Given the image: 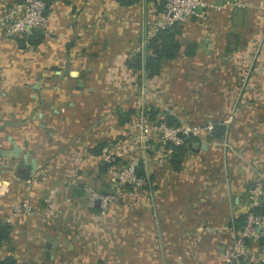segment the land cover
<instances>
[{"label":"crops","instance_id":"1","mask_svg":"<svg viewBox=\"0 0 264 264\" xmlns=\"http://www.w3.org/2000/svg\"><path fill=\"white\" fill-rule=\"evenodd\" d=\"M13 1L0 0V14ZM205 1L212 6L205 9L201 18H190L180 24L181 48L175 57L163 61L159 70L161 78L169 79L173 74L179 80L184 78L172 80L174 90L167 86L157 90L165 97H160L161 102L156 99V104L160 102L164 109L167 106L169 114L186 123L197 113L196 118H208L210 124H215L221 114L222 99H227L225 95H237L230 72H239L246 62L250 63L247 66L253 61L262 66L257 71L253 67L250 76L255 81L248 84L253 86L252 90L260 86L264 99V0ZM159 4L161 0H137L127 6L117 0H49L45 10L47 21L41 29L43 38L35 45L4 36L0 27V148L11 143L10 148L14 144L20 149L18 154L8 157L13 159L9 169L0 163V212L5 220L22 199H27L35 209L34 215H18L8 221L10 234L0 245V260L9 258L16 264H27L32 259L29 252H36L25 243L37 231L34 226L41 220L40 198L46 188L41 180L44 174L41 167L46 159L52 157L45 171L59 170L72 155L68 143L76 144L75 148L83 141L93 142L86 147L89 152L90 147L110 138L114 132L111 126L126 124H118L116 109L124 112L132 105L123 104L124 100L118 97L123 90L117 89L116 97L115 90L108 91L103 84L108 73L103 68L105 63L115 62L119 63L123 76L126 66L135 75L142 74V69L136 70L129 64L137 57L142 61L144 55L136 47L143 46L155 32ZM132 55L135 58L130 61ZM221 61L226 62L224 67ZM207 79L215 82L207 83ZM229 85L233 91H228ZM181 96L185 99L182 103L178 98ZM262 98V104L252 103L250 108L241 109L245 112L242 119L252 122L262 114ZM234 124L239 126L237 122ZM197 143L204 146L193 149L181 169L170 172L164 168L162 173H147L143 168L146 176H151L153 199L138 206L134 213L121 208L119 216L105 220L106 228L110 221L116 230L103 232L108 238L103 247L111 246L125 256L117 264H173L177 260L175 264H179L178 254L182 257L180 264H189L183 256L184 249L175 244L180 235L179 222L187 221L193 212L219 225L244 213L236 210L241 202L238 193L233 192L236 182L223 181L213 163L220 165L223 175H233L235 168L227 173L228 161L222 158L221 151L211 149L208 143ZM18 165L28 166V176L18 177L15 172ZM3 174L7 180L1 178ZM37 177L39 181L34 184L33 178ZM48 236L57 239V235ZM112 238L118 242H110ZM52 249L49 252H53L55 259L57 249L54 246ZM201 251V255L205 252L217 261L207 241ZM37 262L41 263L38 259Z\"/></svg>","mask_w":264,"mask_h":264},{"label":"rangeland","instance_id":"2","mask_svg":"<svg viewBox=\"0 0 264 264\" xmlns=\"http://www.w3.org/2000/svg\"><path fill=\"white\" fill-rule=\"evenodd\" d=\"M260 8L262 9V5ZM24 38L17 37L16 39ZM139 50L142 51V55H145L144 45L139 46ZM224 63L226 62L221 61L220 65L224 67ZM117 64L119 63H105L103 69L108 73V76L107 74L104 75L103 84L110 93L115 90L114 97H116L117 89L123 90L120 92L122 94L117 96L124 100L123 104L132 105L131 108L126 107L125 111L132 109L133 113L122 127H110L111 132H114L105 141V145L98 155L92 157L86 150V147L92 145L93 142L85 143L83 141L80 147L75 148L76 144L68 143V148L73 156H68L66 162H63L62 168L59 169L61 174L56 168L53 171H45L47 165H51V162L47 161L52 160V157L46 159L41 167L44 170L41 180L46 187L43 189L40 198L42 200L41 220H39V224L34 226L39 233L36 235L37 231L34 232V235L26 239L25 243L36 252H29L32 259L27 260V264H117L124 259V254L116 253L111 246L109 248L107 246L106 249L103 247L108 244L107 234L103 232L116 230L115 224L110 221V225L106 228L105 220L119 216L118 212L121 208L127 209L129 214L134 213L138 206H145L147 201L153 197L149 181L144 180L139 186L127 187L120 185L117 179L111 178L106 172L108 166L104 171H99L97 169L98 163L103 161L108 163L109 155H115L123 161L120 165L117 164L119 168L135 163L137 159H140L147 173L150 171L162 173L164 168L168 171H175L169 163L171 156L168 150L163 148L166 141L172 142L173 140L160 139L158 135L161 129H159L158 124L161 122L156 120L151 122L152 120L146 117L142 110L147 104H155L157 105L155 107L162 108L160 97L164 94L162 95L157 90L161 87L166 89V86L173 89L175 84L171 86L172 80H176L179 76L173 74L167 79L165 76L161 78L162 74L158 73L157 78L155 76L148 78L143 72L137 76L135 75L136 72L129 70L128 66L124 68L126 75L123 76ZM248 64L250 63L246 62V66L241 64L242 69H239V72L236 70L230 72L234 77L232 87L237 95L234 96L232 93L229 96L226 94L228 100L222 99L223 104L219 111L221 114L215 122L220 125L219 127H222L220 137L213 136L211 132L213 124H210V120L208 118H196L197 113H195L197 116L190 123H186L178 117L179 124L177 125L168 126L163 123L171 128H176L180 124L196 126V135H192L191 141L208 143L211 149L221 151L222 158L224 157L228 161L227 173H229V169L231 171L232 168H235L234 174L231 176L223 175V169L220 168V165L213 164L220 172L223 181L227 179L228 182L232 181V184L236 182L233 184L236 186L233 192H237L238 197L241 198L240 205L236 208L238 213L239 211L246 213V210L252 205H264V110H262V114L255 116L256 118L252 122L242 119L244 111L241 110L242 108H250L252 103L262 104L260 86L252 90L253 86L248 84L251 83V80L255 81L250 76L253 67H256L257 71L262 66L259 62L257 64L254 61L251 66H247ZM222 78L224 76L220 77L221 80ZM183 79L181 77L177 81H183ZM186 80L191 81L190 78ZM206 81H208L207 83H214L215 79L210 81L207 79ZM232 87L229 85L228 91H233ZM178 98L179 102L185 100L183 96ZM156 99L160 101L157 102L159 104H156ZM162 109L168 113L167 106L166 109ZM119 110L117 108L116 112ZM240 114L241 117L238 118ZM235 122L239 126H236ZM187 136L189 134H181L176 143H181V138ZM154 143L155 145H153ZM10 145L11 143L0 148V163L1 166L5 165L4 169H9L7 168L8 165H12L13 159L8 158L12 157L10 156ZM190 153L191 151L184 147L183 155L179 158L181 161L179 169ZM199 154L205 155L203 152H199ZM208 157L212 159L210 155ZM1 176L2 179L7 180L4 174ZM33 179L34 184L39 181L38 177ZM30 182H27V186ZM94 200L99 201L97 211L93 210ZM16 203L20 204L21 201ZM192 213L189 214L190 217L188 216L187 221L179 222L180 235L175 240V244L184 249L183 256L185 255L189 264H230L225 260L229 256V258L235 259V264L264 263V253L261 252L258 244V237L264 230L263 216L258 215V221L250 224L247 229L240 230L230 227L226 221L218 225L211 220L203 219L198 212V215ZM247 213L248 216L254 215L251 212ZM34 214V207H30L29 213L24 216L29 217ZM50 234L57 235V239L53 237L54 240H57L56 244L47 240V236ZM112 241L118 242L116 238L110 239V242ZM206 241L208 245L213 247L215 252L213 255L217 261H214L212 255H205V252L201 255L202 245ZM53 246L57 249L55 250L57 251L55 259L53 252L52 254L49 252ZM221 247L222 251H220ZM128 257L130 256L128 255ZM176 258L179 259L180 264L181 254H178ZM37 259L41 263L37 262ZM175 263H178V260L173 264Z\"/></svg>","mask_w":264,"mask_h":264},{"label":"trees","instance_id":"3","mask_svg":"<svg viewBox=\"0 0 264 264\" xmlns=\"http://www.w3.org/2000/svg\"><path fill=\"white\" fill-rule=\"evenodd\" d=\"M14 1H19V0H14ZM136 1L137 0H117V2L123 6L131 5ZM48 3L49 0H45L46 8L48 6ZM158 7L161 8V4H159ZM192 19L197 20L195 18ZM180 28H181L180 24L174 23L168 27L156 29L153 35H151L150 37H148V39H146V42L144 44L145 55L142 58V61L140 58L137 57L136 61L134 63L129 64V66L136 70L142 69L143 73L148 78L156 76L159 73L163 61L170 60L173 57H175L181 48L180 39H179ZM42 38L43 35L41 30L34 29L24 39H20V41L26 42L31 45H35L38 44ZM189 47L190 50L192 51L191 46ZM142 112L146 117L152 120L151 122H154L156 120L168 126L179 124V121L175 115L169 114L166 111H164L162 108L155 107L153 105L147 104L142 110ZM132 113H133L132 109H129L124 112H117L118 124L121 125L122 123L128 121L129 116H131ZM178 115H182V114L179 113ZM221 132H222V127H219L218 131L212 134L214 137H220ZM192 138H193L192 135H189L187 137H182L181 143L179 144L166 141L165 144L163 145V148L166 151L168 150L171 156L169 158V163L173 166L174 169H179L180 167L181 161L179 158L181 155H183L184 147H186L190 151L193 150L192 141H191ZM104 145H105L104 141L98 142L97 144L90 147L88 151L93 155H98ZM109 157L110 160L108 163H105L104 161L98 163L97 169L99 171H104L107 166L113 165L116 167L117 164L120 165L121 163H123V161L117 158L115 155H109ZM119 165H117V168L119 167ZM28 169L29 168L27 165H18L15 169V172L18 174V177L20 179H23L26 176H28ZM133 171L135 175L141 178L143 181L144 180L149 182L151 181V176H146L143 169L142 161L140 159L136 160L133 167ZM123 186L130 187L131 185L124 184ZM97 208H98L97 206H94L93 210L97 211ZM247 212H251L253 214L264 217V205L250 206L246 210V213L245 212L240 213L235 217H233L230 221H228V225L230 227H233L234 229H241V227L246 223ZM10 229H11L10 224L4 220L0 212V245L8 240ZM258 244L264 247V230L262 231V234L258 237ZM0 264H16V263L9 258H5L3 260H0Z\"/></svg>","mask_w":264,"mask_h":264},{"label":"built area","instance_id":"4","mask_svg":"<svg viewBox=\"0 0 264 264\" xmlns=\"http://www.w3.org/2000/svg\"><path fill=\"white\" fill-rule=\"evenodd\" d=\"M211 6L212 3L205 0H162L161 8L158 13L159 17L155 21V30L168 27L174 23L181 24L190 18L199 19L203 16L205 9ZM45 10V0H19L3 7L0 14V27L4 36L13 38L26 37L34 29L41 30L45 27L47 21ZM138 48L139 47H136V50H138ZM158 127L161 129L158 137L163 140H173L172 142L175 144H177L176 142L181 134L196 135L197 129L196 126L187 124H180V126L176 128H171L165 126L162 122L158 124ZM154 135L157 136L156 134ZM134 164L135 163H130L122 168H116L110 165L106 172L112 179H117L122 186L124 184L139 186L142 184L143 180L135 175L133 171ZM1 182L5 183V181ZM1 192L2 190L0 189V193ZM29 209L30 204L27 199H22L20 204L14 205L11 208L9 217H7L5 221L8 222L18 215H27ZM251 215L248 216L247 213L246 223L240 230H245L247 227H250V224L258 221V215ZM250 230L252 229L250 228ZM259 248L262 250L261 252L264 253V247L259 245ZM229 257L225 259L227 262L231 263L232 260L235 261V259Z\"/></svg>","mask_w":264,"mask_h":264},{"label":"water","instance_id":"5","mask_svg":"<svg viewBox=\"0 0 264 264\" xmlns=\"http://www.w3.org/2000/svg\"><path fill=\"white\" fill-rule=\"evenodd\" d=\"M22 45H23V44L21 43L20 46H22ZM134 58H135V56L132 55V56L130 57V61H132ZM219 126H220V125H219L218 123L213 124V126H212V128H211V132H212V133H216V132L218 131V129H219ZM153 145H155V143H154ZM198 146L203 147L204 145H203L202 143L200 144V143H197V142H193V143H192V148H193V149L197 148ZM19 152H20V149H19L16 145L12 144V148H11V151H10V155H16V154H18ZM23 158H26V155H25V154H23ZM34 166H35V162H34L33 159H32V160H31V167H32V169L34 168ZM93 204H94V206H98L99 201H98V200H94ZM47 240L52 241L53 244H56L55 241L53 240V238H52L51 236H48V237H47ZM231 264H235V261L232 260V261H231Z\"/></svg>","mask_w":264,"mask_h":264}]
</instances>
